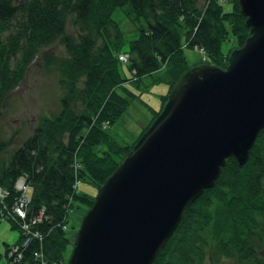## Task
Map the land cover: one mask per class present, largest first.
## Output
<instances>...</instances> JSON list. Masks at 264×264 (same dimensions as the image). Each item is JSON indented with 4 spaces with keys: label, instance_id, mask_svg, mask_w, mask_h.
I'll list each match as a JSON object with an SVG mask.
<instances>
[{
    "label": "trees",
    "instance_id": "trees-1",
    "mask_svg": "<svg viewBox=\"0 0 264 264\" xmlns=\"http://www.w3.org/2000/svg\"><path fill=\"white\" fill-rule=\"evenodd\" d=\"M126 2L133 20L142 19L145 26L124 51L111 12ZM244 21L236 0H0V110L37 57L44 68L55 69L60 91L56 112L39 117L5 159L0 155V187L8 192L0 201V217L19 236L24 223L37 234L18 257L4 251L8 264H39L40 259L64 264L68 210L75 199L88 207L93 201L76 194V182L87 179L99 187L163 109L167 95L132 143L114 140L102 123H113L128 105L117 90L126 78L116 56L128 53L132 80L160 71L155 81L170 88L189 68L181 35L186 48L204 51L203 62L222 68L251 36ZM230 35L235 45L224 51ZM55 43L63 55L45 50ZM8 144L0 141V154ZM21 175L29 187L23 218L11 210L18 196L14 182ZM219 257L264 264V128L244 164L226 159L214 185L187 206L152 264H218Z\"/></svg>",
    "mask_w": 264,
    "mask_h": 264
},
{
    "label": "water",
    "instance_id": "water-1",
    "mask_svg": "<svg viewBox=\"0 0 264 264\" xmlns=\"http://www.w3.org/2000/svg\"><path fill=\"white\" fill-rule=\"evenodd\" d=\"M251 36L225 67L171 84L159 115L97 187L66 264H152L226 159L247 160L264 128V0H236Z\"/></svg>",
    "mask_w": 264,
    "mask_h": 264
},
{
    "label": "rangeland",
    "instance_id": "rangeland-1",
    "mask_svg": "<svg viewBox=\"0 0 264 264\" xmlns=\"http://www.w3.org/2000/svg\"><path fill=\"white\" fill-rule=\"evenodd\" d=\"M220 1L226 2V0ZM129 9L130 6L126 2L121 6H116L111 12V18L118 25L122 34L121 49L124 51L128 49L129 42L138 36V27L145 26L142 19L133 20ZM66 30L72 32L70 23L66 25ZM231 37L230 35L228 40L222 44L224 51L235 45V41ZM181 42L183 48L181 51L189 67L204 61L205 53L202 49L186 48L182 35ZM45 50L53 52L57 56L64 54L63 47L58 43L47 46ZM123 53L128 55L126 52ZM118 69L126 81L122 87L118 86L117 90L128 100V105L117 120L111 124L104 121L102 126L116 142L130 144L139 136L143 127L149 123L152 117L151 110H159L161 96L167 95L169 88L164 82L155 81L162 74L160 71L155 72L152 76H143L139 81H134L126 61L118 63ZM22 79V82L9 93L0 110V141L9 140L5 152L0 154L4 159L8 152L18 146L22 139L30 133L39 117L50 116L57 110V97L60 96V91L57 86L55 69L44 68L43 60L37 57L28 65ZM139 126L141 129L138 131ZM76 183L74 189L77 195L84 194L87 197H95L98 189L96 184L87 179H78ZM89 207L87 202L83 203L75 199L68 210L66 230L70 242L63 252L64 264L68 261L72 249L73 235L76 234L81 218ZM20 231L22 230L20 229ZM23 238L24 234L19 236V230L13 228L8 220L0 217V264H8L3 256L4 251H8L11 246L20 249V245L24 241ZM218 261V264H235V260L232 258L219 257Z\"/></svg>",
    "mask_w": 264,
    "mask_h": 264
},
{
    "label": "built area",
    "instance_id": "built-area-1",
    "mask_svg": "<svg viewBox=\"0 0 264 264\" xmlns=\"http://www.w3.org/2000/svg\"><path fill=\"white\" fill-rule=\"evenodd\" d=\"M118 60L121 62H125L128 59V55L125 53H119L117 55ZM25 177L23 175L19 176L15 182H14V188L15 190L18 192V196L16 197V199L14 200L12 206H11V210L12 213H15L17 216L23 218L25 216V212H24V208L25 205L28 203L29 201V196H28V191L29 187L26 184V182L24 181ZM8 194L7 190L3 189L2 187H0V201H2L6 195ZM41 214V212H40ZM35 220H33L32 222H34ZM29 226L28 224L24 223L21 225V230H22V234H24V241L21 243L20 248L23 247L29 240L30 235H37L36 233H29ZM18 247H10L8 249V251L6 253H8L9 256H13V255H17L18 257ZM38 264V262H37ZM39 264H44V262H42V260H39Z\"/></svg>",
    "mask_w": 264,
    "mask_h": 264
},
{
    "label": "crops",
    "instance_id": "crops-1",
    "mask_svg": "<svg viewBox=\"0 0 264 264\" xmlns=\"http://www.w3.org/2000/svg\"><path fill=\"white\" fill-rule=\"evenodd\" d=\"M140 129H141V128H140V126H139L138 131H139Z\"/></svg>",
    "mask_w": 264,
    "mask_h": 264
}]
</instances>
